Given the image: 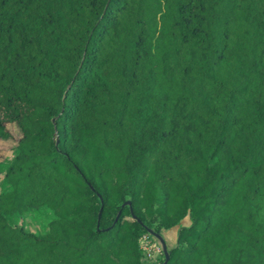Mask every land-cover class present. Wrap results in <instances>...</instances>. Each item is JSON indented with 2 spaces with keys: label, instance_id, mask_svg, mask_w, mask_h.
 Segmentation results:
<instances>
[{
  "label": "trees",
  "instance_id": "16d2710c",
  "mask_svg": "<svg viewBox=\"0 0 264 264\" xmlns=\"http://www.w3.org/2000/svg\"><path fill=\"white\" fill-rule=\"evenodd\" d=\"M0 142V264H264V0H0Z\"/></svg>",
  "mask_w": 264,
  "mask_h": 264
},
{
  "label": "rangeland",
  "instance_id": "374dc122",
  "mask_svg": "<svg viewBox=\"0 0 264 264\" xmlns=\"http://www.w3.org/2000/svg\"><path fill=\"white\" fill-rule=\"evenodd\" d=\"M11 142H0V160L4 157L0 164V189L2 187V176L6 164L12 159V153L9 150ZM52 217V213L45 207L38 209H29L20 214H12L7 216L9 223H17L22 225L26 231L33 233H42L46 230V222ZM158 245H160L158 243Z\"/></svg>",
  "mask_w": 264,
  "mask_h": 264
},
{
  "label": "crops",
  "instance_id": "0c3cea01",
  "mask_svg": "<svg viewBox=\"0 0 264 264\" xmlns=\"http://www.w3.org/2000/svg\"><path fill=\"white\" fill-rule=\"evenodd\" d=\"M187 223L188 221L186 218H183L180 221L181 225H187ZM176 228L177 226H173L168 229H163L159 233H152V232H148V233L153 240H155L160 244L163 251H165L174 244Z\"/></svg>",
  "mask_w": 264,
  "mask_h": 264
},
{
  "label": "built area",
  "instance_id": "2783aa9c",
  "mask_svg": "<svg viewBox=\"0 0 264 264\" xmlns=\"http://www.w3.org/2000/svg\"><path fill=\"white\" fill-rule=\"evenodd\" d=\"M138 244L146 260H154L157 256L165 252L162 247L158 245V242L149 236V233L142 235L138 240Z\"/></svg>",
  "mask_w": 264,
  "mask_h": 264
}]
</instances>
